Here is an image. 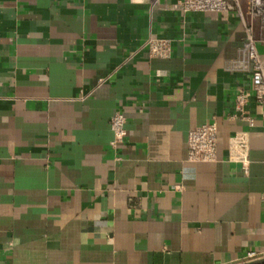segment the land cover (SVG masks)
Returning a JSON list of instances; mask_svg holds the SVG:
<instances>
[{
  "label": "crops",
  "instance_id": "crops-1",
  "mask_svg": "<svg viewBox=\"0 0 264 264\" xmlns=\"http://www.w3.org/2000/svg\"><path fill=\"white\" fill-rule=\"evenodd\" d=\"M179 1L0 0V264L264 255L263 109L242 118L248 77L225 68L244 28ZM151 37L172 55L151 57ZM213 121L217 160L189 162V132Z\"/></svg>",
  "mask_w": 264,
  "mask_h": 264
},
{
  "label": "built area",
  "instance_id": "built-area-1",
  "mask_svg": "<svg viewBox=\"0 0 264 264\" xmlns=\"http://www.w3.org/2000/svg\"><path fill=\"white\" fill-rule=\"evenodd\" d=\"M181 13H217L233 14L239 18L244 28V38L234 59L226 63L225 68L232 73L248 77L246 87H241L236 97V109L243 119L251 120L248 106L255 101L263 109L264 119V58L259 46L264 45V0H180L173 6ZM151 57L169 58L172 55V40L163 37H151L147 43ZM114 134L112 146L118 148L127 137L126 119L117 111L111 118ZM237 146L246 151V143L237 138ZM218 124L216 121L202 125L188 134L187 160L192 163H207L217 160ZM236 157V156H235ZM238 159H242L240 156ZM264 257L259 252H249L242 261L248 262Z\"/></svg>",
  "mask_w": 264,
  "mask_h": 264
},
{
  "label": "water",
  "instance_id": "water-1",
  "mask_svg": "<svg viewBox=\"0 0 264 264\" xmlns=\"http://www.w3.org/2000/svg\"><path fill=\"white\" fill-rule=\"evenodd\" d=\"M240 264H264V257H261V258L256 259V260L240 263Z\"/></svg>",
  "mask_w": 264,
  "mask_h": 264
}]
</instances>
